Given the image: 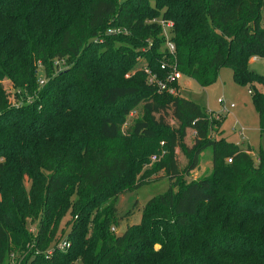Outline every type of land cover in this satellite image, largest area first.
Instances as JSON below:
<instances>
[{"label":"trees","instance_id":"obj_1","mask_svg":"<svg viewBox=\"0 0 264 264\" xmlns=\"http://www.w3.org/2000/svg\"><path fill=\"white\" fill-rule=\"evenodd\" d=\"M263 15L264 0H0V264L16 250L19 264H264V146L254 160L212 138L223 119L143 71L174 64L205 87L229 68L264 135V75L249 68ZM158 18L173 23L167 39ZM207 147L211 173L184 181ZM159 170L168 189L112 231L138 208L122 214L118 199Z\"/></svg>","mask_w":264,"mask_h":264},{"label":"rangeland","instance_id":"obj_2","mask_svg":"<svg viewBox=\"0 0 264 264\" xmlns=\"http://www.w3.org/2000/svg\"><path fill=\"white\" fill-rule=\"evenodd\" d=\"M154 0H150L153 3ZM261 26L264 27V15L261 20ZM161 33L164 36L163 28H161ZM171 30L168 31V34ZM60 67H65V65L60 62ZM249 68L258 74L264 75V57H260L257 61L249 64ZM38 75L44 81L46 80L45 74L43 72L42 66H39ZM176 86V85H175ZM176 93L180 95H188L189 99L196 101L202 108H205L209 113H218L220 110L219 98H222L225 106L229 107L230 103L234 106L229 108L228 114H220L218 121L222 120L221 129L211 133L212 138L224 137L226 140L236 143L237 145L243 144V147L247 146V143L252 148L253 152H249L253 156L254 160L257 157V150L264 146V135L260 134L259 131V121L256 110L252 103L250 93L248 88L243 85H239L234 82L232 78V71L229 68H222L219 71L218 78L215 82L207 85L205 87H198L197 90L190 94V92L182 91L179 88V84L176 86ZM190 94V95H189ZM141 104H137L128 116V121L130 122L133 118L140 116ZM214 115V114H213ZM167 121L171 124L175 122L172 117H167ZM239 123V125L237 124ZM244 128L242 134L239 133V128ZM125 126V125H124ZM232 129H238L233 131ZM242 135L245 140H242ZM194 131L192 129H187L184 141L187 145H192L193 143ZM245 149V148H244ZM159 156L163 155V150H161ZM177 160L181 165V168L185 166L187 161L185 155L176 148ZM212 152L211 148L207 147L200 154V164L199 166L192 170L190 173L184 175V181L190 179H195L203 175H209L212 170L211 165ZM157 161V159H156ZM228 161V160H227ZM155 161H150L144 167H151ZM148 182L143 183L139 187L135 188L124 196H121L116 205L120 213L124 214L127 211H131L135 203L138 208H135L133 213L128 215L125 219L121 221L119 226L115 227L114 231H121L126 227L127 224L136 223L140 220L141 208L143 205L154 196L163 193L169 187V178L165 175L163 170H159L155 175L151 176ZM75 264H79L78 262Z\"/></svg>","mask_w":264,"mask_h":264},{"label":"built area","instance_id":"obj_3","mask_svg":"<svg viewBox=\"0 0 264 264\" xmlns=\"http://www.w3.org/2000/svg\"><path fill=\"white\" fill-rule=\"evenodd\" d=\"M154 21L159 23L161 28H163L164 37L167 39L170 35V34H168V31L172 29L173 23L171 21L163 20L160 18H158ZM119 31H120L119 29H108L107 33H114V32H119ZM165 45H166L167 50L169 52L174 51V44L172 42L167 40ZM160 67L162 69H166V72H165L163 77H158V75L156 73H154L153 71H151L147 66L144 67L143 71L146 74L147 83L149 85L154 86L158 92L167 91L169 93L176 94L177 89H176L175 84H178V81L182 78V73L175 67L174 64H170V66H167L166 64L162 63ZM38 81H39V84H44V82H45L40 77H39ZM219 103H220V110L218 113H209V111L207 110L208 111L207 113L210 114V117H214L215 119H219L220 114L228 113L229 108L234 106L233 103H230L229 107L225 106L222 98H219ZM239 129H240L239 132H242L243 128L240 127ZM161 144H163V142H161ZM150 159H151V161H156L157 157L155 154H153V155H151ZM227 160L230 161V158H228ZM114 229L115 228L112 227V231H114ZM36 230H37V226H36L35 222H31L28 224V231L32 235V238H35ZM33 241L34 240H31V243H30L31 246H33V244H34ZM27 246H29V244ZM68 246H69V242L65 238L59 240L57 243V247L62 248V249H65ZM52 250H53V247L50 246L46 251H44L45 256L49 257L52 253ZM36 253H39V250H37ZM20 259H21L20 252H18L17 250L11 251L8 254V257H7L5 264H19Z\"/></svg>","mask_w":264,"mask_h":264},{"label":"crops","instance_id":"obj_4","mask_svg":"<svg viewBox=\"0 0 264 264\" xmlns=\"http://www.w3.org/2000/svg\"><path fill=\"white\" fill-rule=\"evenodd\" d=\"M260 57H251L250 58V60H249V64H251V63H253L254 61H257L258 59H259ZM178 84H179V88H180V90H182V91H186V92H190V94H192V93H194L196 90H197V88L198 87H201V86H199L193 79H191V78H188V77H185V76H182V78L178 81ZM189 94V95H190ZM182 96H184V97H186V98H188V95H183L182 94ZM229 113V112H228ZM228 113H226V114H228ZM225 114V115H226ZM237 124L239 125V123L237 122ZM240 127H241V125H240ZM243 128V127H242ZM221 129V128H220ZM233 131H235V130H238V129H232ZM243 130H244V128L242 129V132H243ZM223 130L221 129V132H222ZM242 132H239L240 134H242ZM242 140L244 141L245 140V137L242 135ZM247 145H249L248 143H247ZM239 146L241 147V148H246V146L245 147H243V144H239ZM253 152V151H252ZM137 223V222H136Z\"/></svg>","mask_w":264,"mask_h":264}]
</instances>
